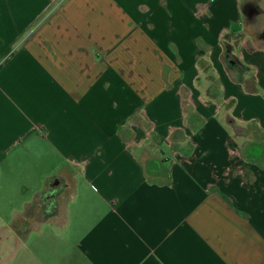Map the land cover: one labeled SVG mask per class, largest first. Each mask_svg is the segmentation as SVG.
<instances>
[{
  "label": "crops",
  "instance_id": "obj_1",
  "mask_svg": "<svg viewBox=\"0 0 264 264\" xmlns=\"http://www.w3.org/2000/svg\"><path fill=\"white\" fill-rule=\"evenodd\" d=\"M262 3L66 0L15 52L0 20L10 264H264Z\"/></svg>",
  "mask_w": 264,
  "mask_h": 264
},
{
  "label": "rangeland",
  "instance_id": "obj_2",
  "mask_svg": "<svg viewBox=\"0 0 264 264\" xmlns=\"http://www.w3.org/2000/svg\"><path fill=\"white\" fill-rule=\"evenodd\" d=\"M19 1L2 0L1 3L0 20H2L3 24L1 25L3 39L18 34L16 42L9 46V52H15L25 46L49 19H54L57 15L62 18L61 9L66 0H23V3ZM21 5H23L22 10ZM262 6L264 7V4ZM262 18H264V15ZM4 25L6 27H3ZM10 240L8 235L4 234L3 231L2 233L0 232V264H10L8 252H10L12 245L15 244L13 240ZM55 244H57V240L51 235L48 241H45V245L49 249L54 247ZM27 246H30V241ZM16 259L17 257L13 258V261H16Z\"/></svg>",
  "mask_w": 264,
  "mask_h": 264
},
{
  "label": "trees",
  "instance_id": "obj_3",
  "mask_svg": "<svg viewBox=\"0 0 264 264\" xmlns=\"http://www.w3.org/2000/svg\"><path fill=\"white\" fill-rule=\"evenodd\" d=\"M224 61H225V64L226 66L230 69V70H235L236 69V66H237V60L234 59L230 54H229V51L228 49L226 50V53H225V57H224ZM51 195H53V191H50L49 193H46L39 196L37 198V202L42 205L44 208H47L49 205V200Z\"/></svg>",
  "mask_w": 264,
  "mask_h": 264
},
{
  "label": "flooded vegetation",
  "instance_id": "obj_4",
  "mask_svg": "<svg viewBox=\"0 0 264 264\" xmlns=\"http://www.w3.org/2000/svg\"><path fill=\"white\" fill-rule=\"evenodd\" d=\"M261 37H264V32L260 35Z\"/></svg>",
  "mask_w": 264,
  "mask_h": 264
}]
</instances>
